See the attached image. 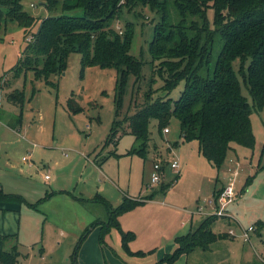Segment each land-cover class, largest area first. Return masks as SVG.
Returning <instances> with one entry per match:
<instances>
[{
  "label": "rangeland",
  "instance_id": "rangeland-1",
  "mask_svg": "<svg viewBox=\"0 0 264 264\" xmlns=\"http://www.w3.org/2000/svg\"><path fill=\"white\" fill-rule=\"evenodd\" d=\"M41 1L22 0V3L27 11L42 18L49 13ZM172 2L168 0L169 16L171 21H176L178 14ZM208 16L213 24V8L209 9ZM162 18L163 13L153 10L149 4H141L133 9L123 7L120 17L112 20V26L119 32L125 29L127 21L133 22L135 31L130 52L143 61L141 75H130L126 81L121 102L116 99L117 68L98 65L83 68L80 52H72L66 69L50 77L54 85L36 78L31 69L15 75V65L25 58L28 39L39 23L28 30L27 38L24 28L15 22L0 30V183L5 191L20 193L38 207L0 201V232L8 236V249L18 244L21 252L18 264H153L162 257L165 251L158 256L154 248L147 250L143 241H139L136 249L147 251L146 256L127 254L116 228L101 239L100 223H93L107 221L108 213L102 203L92 198L98 185L106 184L105 191L115 195L109 199L114 205L119 204L121 190L112 181L129 191L130 196L141 198L155 192L152 201L127 211L128 218L121 220L122 228L138 232L140 240L146 239L149 230L164 220L159 212L164 208L159 204L162 200L176 208V223L187 219V227L194 229L210 216L205 210L200 212L199 205L227 214L215 215L212 229L226 233L233 228L235 235L217 239L209 249L196 247L189 258L180 259L182 255L171 264H264V224L259 223L264 221V109L253 107L251 114L254 146L232 143L220 171L203 156L198 140L183 139L176 116L168 124L169 132L158 128L157 120L151 119L145 154H126L134 146L141 147L130 132L131 116L157 99H178L185 88L184 80L170 92L164 88L160 61H154L150 51L155 25ZM221 47L222 43H217L214 62ZM235 66L238 69V60ZM22 89L24 101L17 97L11 100L9 94ZM242 90L253 106L243 81ZM69 99L83 108L72 112ZM20 113L22 127L14 129L11 122ZM114 125L119 139L108 143L106 138ZM62 152L68 153L67 156ZM28 154H35L39 167L30 166L33 158L22 160ZM173 156L180 162V176L163 191L160 182L151 183L152 165L154 161L169 160ZM45 174L50 178L45 179ZM174 175V169L165 164L162 181L169 182ZM249 176L252 181L245 186ZM230 181L235 194L225 204L217 202L215 190L221 192ZM209 197L215 201L208 202ZM250 225L255 229L250 232L251 240L246 241L243 229Z\"/></svg>",
  "mask_w": 264,
  "mask_h": 264
},
{
  "label": "trees",
  "instance_id": "trees-1",
  "mask_svg": "<svg viewBox=\"0 0 264 264\" xmlns=\"http://www.w3.org/2000/svg\"><path fill=\"white\" fill-rule=\"evenodd\" d=\"M42 1L49 14L38 18L24 8L22 0H0V30H6L9 22H15L24 28L27 38L28 30L39 23L28 39L25 58L15 65V75L31 69L36 78L54 85L50 77L66 69L72 52H80L83 68L92 65L117 68L118 102L126 92L130 75H141L143 61L130 52L135 31L133 22L127 21L125 29L119 32L112 26V20L120 17L123 7L133 9L141 4H149L153 10L163 13L162 20L155 25L150 51L153 60L160 61L164 88L170 92L182 80L185 88L178 99H157L131 116L130 132L141 147L134 146L126 154L144 155L150 140L151 119H156L158 128L164 129L173 116L180 121L183 139L198 140L203 156L219 171L232 143L254 146L256 139L251 114L253 107L264 109V0H172L178 14L176 21L170 20L168 0ZM210 8L214 9L213 24L208 16ZM217 43H222V47L214 62ZM236 60L239 61L238 69ZM242 81L252 96L253 106L243 93ZM9 97L11 100L17 97L23 102L24 90L10 93ZM75 103V100H68L72 112L83 108ZM22 122L20 113L11 126L19 127ZM116 134L114 125L106 141L117 142ZM162 162L164 167L168 163ZM179 176L180 173H176L169 182L161 181L160 189H168ZM251 181L249 176L245 186ZM219 192L215 190L216 198ZM154 196L155 192L141 198L124 195L123 200L114 205L104 195L96 194L92 199L102 203L108 213L107 221L93 223H100L101 239L116 228L121 233V245L127 254L146 256L145 250L131 249L130 242L136 234L131 229L124 230L119 217ZM0 201L19 202L38 209L37 204L29 202L24 195L5 191L1 183ZM216 217L210 215L195 229L177 235L174 249L153 264L174 263L196 247L209 249L212 242L230 236L229 232L217 233L212 229ZM259 223L264 224V221ZM7 238L6 234L0 233V264H18L21 255L18 244L8 249Z\"/></svg>",
  "mask_w": 264,
  "mask_h": 264
},
{
  "label": "crops",
  "instance_id": "crops-1",
  "mask_svg": "<svg viewBox=\"0 0 264 264\" xmlns=\"http://www.w3.org/2000/svg\"><path fill=\"white\" fill-rule=\"evenodd\" d=\"M22 127V125H20L19 127L17 126V127H12V128H21ZM172 152V151H171ZM62 154L63 155H65V156H67V154L68 153H63L62 152ZM135 154V153H134ZM133 154V155H134ZM119 155V154H118ZM24 156V155H23ZM33 158V159H32ZM31 159L32 160H34V162H33V164H30V166L32 167V168H34V166L37 164V166L39 167V161H36L35 160V154H32V156H31ZM40 162H42V161H40ZM154 163V162H153ZM45 164V163H44ZM95 166L97 167V168H99V170L100 171H102V167H100V166H98V165H96L95 164ZM37 167V168H38ZM152 167H153V165H152ZM28 169H30V167H28ZM180 170L181 169H179V172L178 173H180ZM174 177V176H173ZM57 178H58V175L55 177V180H57ZM55 180H54V182H55ZM176 181H178V180H176ZM221 181V180H220ZM222 183L224 182L225 183V181H221ZM112 183L116 186V187H119V189L121 190V195H122V197H121V195H120V197H119V199L121 198L122 200H123V197H124V195H130L129 194V191H127V190H125V189H123L118 183H116V181H112ZM114 186V187H115ZM115 187V188H116ZM106 188H107V185L105 184V185H102V186H99L98 185V190H100V191H102V192H104L105 194H102V193H100V191H98L97 190V192L95 193V195L96 194H102V195H104L105 197H107L108 199L109 198H112V196H115L114 194L113 195H111V194H108L107 192L108 191H105L106 190ZM218 188H220L219 186H218ZM217 189V188H216ZM59 190H67V189H59ZM111 190V189H110ZM109 190V191H110ZM118 191V190H117ZM141 193H142V191H140ZM94 195V196H95ZM117 196V195H116ZM114 198V197H113ZM117 198V197H116ZM210 198V197H209ZM118 199V198H117ZM154 199V197L152 198V199H149V200H153ZM110 200V199H109ZM121 200V201H122ZM149 200H147L145 203H147V202H150ZM111 201V200H110ZM160 202H162V203H159V204H161L162 205V207H164V208H161L160 210H159V212H160V215L162 216V217H164V220L163 221H161V222H158L157 223V225H155V227L153 226L151 229L149 228V227H147V229H150L149 230V233H147L146 234V239H143V238H141V240H140V237H141V235L137 232V234H136V239L134 238L131 242H130V246H131V249L132 250H134V249H136V247L137 246H139L138 245V243H139V241H143V242H145V248H147V250H151L152 248H154V251H156L157 253H158V256H159V253L161 254L162 253V251H165V253L166 252H169L168 250L170 249V251L174 248V246L176 245V243H175V237L177 236V235H179V234H184V233H187V232H189V231H191V230H193L194 228L193 227H191V226H189V227H187L188 226V221H187V219L186 220H182V222H180V224H178V223H176L175 222V219H176V208H174L172 205H168V204H166V203H163V202H165V200H162V201H160ZM209 202V201H208ZM118 205V204H117ZM170 209H173V211H171ZM211 209H208V207L206 206V214H209V211H210ZM223 216H227V214H224ZM120 217H121V219H120ZM119 217V219H120V223L122 224V222H121V220L123 221V220H126V218H128V216H126V212L125 213H123L121 216ZM205 219V218H204ZM204 219H202V220H204ZM199 220V219H198ZM201 220V219H200ZM202 220H201V222H202ZM193 221V219H192V217H191V222ZM161 223H163V224H165V225H161ZM167 224H168V226H167ZM179 226V227H178ZM176 227H178L177 229H176ZM153 228L155 229V230H153ZM129 229H131V228H129ZM124 230H128V229H124ZM131 230H133V229H131ZM134 231V230H133ZM135 232V231H134ZM0 233H2V232H0ZM3 234H5V233H3ZM139 249H141V248H139ZM139 249H136V250H139ZM153 251V252H154ZM42 252V251H41ZM164 253V254H165ZM189 253L188 254H183V256L180 258V259H183V258H185V259H187V258H189ZM159 259V258H158ZM179 259V260H180ZM178 261V260H177ZM176 261V262H177Z\"/></svg>",
  "mask_w": 264,
  "mask_h": 264
},
{
  "label": "built area",
  "instance_id": "built-area-1",
  "mask_svg": "<svg viewBox=\"0 0 264 264\" xmlns=\"http://www.w3.org/2000/svg\"><path fill=\"white\" fill-rule=\"evenodd\" d=\"M164 131L165 132H169L170 131L169 126L165 127ZM30 159H31V155L30 154L24 155L22 157L23 161H28ZM166 161L168 162L167 164H169L174 169V171L176 173L179 172V166H180L179 164H180V162H179L178 158L173 156L169 160H166ZM164 175H165V167L163 166V162L161 160L154 161L153 167H152V171H151V183L152 184H156L158 182H161L163 177H164ZM47 178H50L49 174H45V179H47ZM234 194H235V192H234V184H233L232 181H230L225 186V188L220 192V194L216 198V201L217 202L219 201L220 203L225 204V202L228 201L229 199H231V197ZM212 200H214V199L210 198L209 202L213 203ZM198 208H199L198 210L200 212H203L204 210L206 211L205 206L202 207L201 205H199ZM213 214H215V215L222 214L223 215L224 213H222L217 208H215V209L213 208V209H211L209 211V215H213ZM254 229H255V227L253 225H250L247 229H243V238H244V240H246V241H250L251 240L250 232L252 230H254ZM229 233L232 234V235L236 234L233 228H230Z\"/></svg>",
  "mask_w": 264,
  "mask_h": 264
},
{
  "label": "water",
  "instance_id": "water-1",
  "mask_svg": "<svg viewBox=\"0 0 264 264\" xmlns=\"http://www.w3.org/2000/svg\"><path fill=\"white\" fill-rule=\"evenodd\" d=\"M40 3H41V4H44L45 2L41 1Z\"/></svg>",
  "mask_w": 264,
  "mask_h": 264
}]
</instances>
